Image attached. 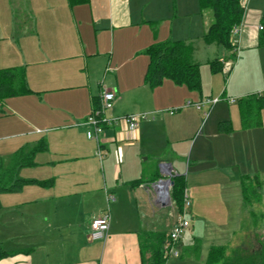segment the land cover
<instances>
[{"label": "crops", "instance_id": "obj_1", "mask_svg": "<svg viewBox=\"0 0 264 264\" xmlns=\"http://www.w3.org/2000/svg\"><path fill=\"white\" fill-rule=\"evenodd\" d=\"M19 1L0 0V69L25 67L32 92L2 101L16 118L0 124V137L21 136L12 153L45 140L47 149L29 166L43 173L29 178L53 183L22 191L31 228L16 234L26 242L8 250L16 253L1 264H143L141 234L169 235L181 214L190 227L176 245L179 255H168L166 264H206L211 247L233 236L231 222H239L244 206V176L259 179L264 199V109L261 126L243 129L238 106L240 98L264 89V46L258 45L264 0H242L240 51L228 75L213 72L210 61L234 57L232 47L207 56L204 67L197 59L210 24L201 29L199 16L206 10L185 11L192 0H89L73 7L68 0H24L33 23L16 33L12 6ZM2 15H11L12 29L3 32ZM167 40L194 44L202 92L168 78L156 87L146 82L145 50ZM205 45L206 51H221V44ZM103 89L118 95L107 116L147 117L133 133L121 123L106 127L99 155L98 142L80 123ZM207 97L222 100L185 107ZM226 120L232 121L231 133L219 129ZM166 172L185 178L191 204L183 213L173 186L171 204L151 188ZM22 207L10 210L14 218ZM106 212L109 230L94 240L92 221Z\"/></svg>", "mask_w": 264, "mask_h": 264}, {"label": "trees", "instance_id": "obj_2", "mask_svg": "<svg viewBox=\"0 0 264 264\" xmlns=\"http://www.w3.org/2000/svg\"><path fill=\"white\" fill-rule=\"evenodd\" d=\"M89 0H68L71 7ZM201 11L211 10L212 23L204 35L207 44L218 43L226 48H231L232 31L239 25L245 15V7L242 0H199ZM258 45L264 46V11L261 17ZM149 56L145 80L151 87H156L168 78L176 84L185 85L189 89L202 92V78L200 64L193 59L194 46L184 40H167L156 42L146 50ZM213 72L222 70L221 59L210 61ZM30 89L25 67H11L0 69V100L8 97L30 94ZM241 125L243 129L259 127L262 125L261 111L264 109V95L251 94L238 100ZM99 107V100L95 108ZM222 132L231 133L234 128L231 120L219 123ZM48 144L45 140L38 141L34 146H23L18 149L6 161L0 157V195L5 192L21 190L26 184L51 186L52 180H39L34 178H22L20 170L36 164V155L46 150ZM172 195L176 200L180 212L185 206L186 181L183 176L175 175ZM253 183V185H251ZM254 183H256L254 185ZM258 178L244 176L242 179V191L244 204H257L263 201V196L258 189ZM0 201V207H1ZM169 242V235L165 233L145 232L140 236V249L143 264H166L168 254L165 245ZM228 245L212 246L206 264H264V245L261 243L256 250L246 251L243 248L231 250ZM16 251L6 250L0 244V264L2 259L14 255Z\"/></svg>", "mask_w": 264, "mask_h": 264}, {"label": "rangeland", "instance_id": "obj_3", "mask_svg": "<svg viewBox=\"0 0 264 264\" xmlns=\"http://www.w3.org/2000/svg\"><path fill=\"white\" fill-rule=\"evenodd\" d=\"M190 2L191 3H187L185 5V11L188 13H192V15H194L195 12L200 13L201 7L199 0L197 2H195L194 0ZM12 7L16 9L14 13V17L16 19L14 22V27H15L14 30H16V33H22L24 30L31 28L33 23V19H32L33 15H31L30 19L29 17L27 18L25 16L29 14L26 11L27 4L24 3V0H20L19 3L14 4ZM23 8L25 9V14L23 12ZM204 15H205L204 17L199 16V18H201L200 19L201 29L205 24L209 26V24H211L213 20L211 10H206V13ZM2 16H3L2 17L3 32L8 28L12 29L11 15H9V18H7V15L6 16L2 15ZM200 41H201L200 42L201 50L199 48L200 51L197 53V59L199 60V62L202 64L203 67L207 60V56L213 59L215 57H219L220 55L226 52L225 47L222 45L220 46V50H221L220 53L215 54L213 49L206 51L205 50L206 41L204 40V37H201ZM8 98H12V97H8ZM4 100H0V124L7 123L11 119L16 118V115L13 113V111L10 110L6 104L2 103V101ZM3 136L4 137L2 136L0 137V156L6 155L4 159L8 161L10 155L11 154L13 155L12 152L15 151L18 148V146H20V143H16V142H20L22 140L21 138H19L21 136L9 137L8 135L5 134ZM42 173L43 170L40 167L36 169L25 167L20 170L19 176L22 178L29 179L30 176H38L41 175ZM255 184L256 183H254V185ZM251 185H253V183H251ZM32 186L41 187L37 184L30 183V184H26L19 191L5 192L0 195V201L2 205L0 207V243H2L4 248L7 250H13L15 248H18L22 246L21 244H24L26 242V238H16V234H22L24 232L23 231L24 229H29V227L31 228V224L28 220V214L26 211V208L29 205V203H27V205L24 204L26 202L25 194L22 191L24 190V188L28 189L29 187ZM258 189L260 190V188ZM16 204H19L23 207L20 210V214L17 215V218H14L13 214L10 213V210L13 209V206ZM237 214L239 216V222L237 223L235 219L233 220V223L231 222V225L234 228V229L232 228L234 231L233 236L231 237V239H228L227 241H223L224 242L223 244L228 245L229 248L228 252L230 253L231 250L240 247L246 249V251H252V250H256L261 243L264 245V199L262 202L257 204H244V206L241 205L240 211ZM236 223H237V227H234L236 226ZM18 229L19 231L16 232ZM205 232L211 233L208 232L207 230ZM206 237L210 238V236H208L207 234ZM220 237L222 239V235H220ZM208 238L207 240H209ZM176 250L178 251V248ZM169 256H172V254H169Z\"/></svg>", "mask_w": 264, "mask_h": 264}, {"label": "built area", "instance_id": "obj_4", "mask_svg": "<svg viewBox=\"0 0 264 264\" xmlns=\"http://www.w3.org/2000/svg\"><path fill=\"white\" fill-rule=\"evenodd\" d=\"M242 5L245 7L246 5ZM246 8V7H245ZM262 29V25L259 26ZM243 29V22L236 25L232 31L231 45L234 57L230 59H222L223 67L222 71L225 75H228L237 60L240 51V35ZM264 95V89L258 93ZM118 95L113 89H103L99 97V107L94 108L92 113L80 123V126L85 128L86 135L89 139H94L98 142V154L101 155V136L106 129L114 124L121 123L125 125L130 133H133L138 129L142 120L147 117L146 113H133L120 117H109L107 112L113 109ZM222 100V97H207L202 99L197 103H187L185 107L191 105L195 106L197 109H202L205 105L214 106ZM179 109H171L170 114H174ZM113 197H110L112 199ZM191 204L189 198H185V207ZM110 227V213L106 212L102 216L95 218L91 224V236L94 240L102 239L106 236ZM190 227V220L185 214L181 216L176 221L172 230L169 232V242L165 245L167 254L179 255V251L176 250V245L187 232Z\"/></svg>", "mask_w": 264, "mask_h": 264}, {"label": "water", "instance_id": "obj_5", "mask_svg": "<svg viewBox=\"0 0 264 264\" xmlns=\"http://www.w3.org/2000/svg\"><path fill=\"white\" fill-rule=\"evenodd\" d=\"M163 166L171 167L170 163H165ZM174 184L175 182L173 180V174L171 172H166L162 178L158 179L154 184H152L151 188L156 192L159 190L162 191V193L165 195V198L167 199L168 204H171L172 198L170 188L174 186Z\"/></svg>", "mask_w": 264, "mask_h": 264}]
</instances>
